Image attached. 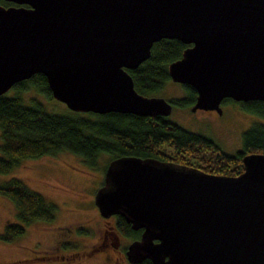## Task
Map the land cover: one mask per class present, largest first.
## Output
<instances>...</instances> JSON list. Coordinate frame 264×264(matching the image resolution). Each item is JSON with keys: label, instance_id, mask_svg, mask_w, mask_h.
Returning a JSON list of instances; mask_svg holds the SVG:
<instances>
[{"label": "water", "instance_id": "1", "mask_svg": "<svg viewBox=\"0 0 264 264\" xmlns=\"http://www.w3.org/2000/svg\"><path fill=\"white\" fill-rule=\"evenodd\" d=\"M0 95L41 73L74 112L168 116L161 96L138 93L127 69L162 38L186 44L167 65L191 86L195 109L221 113L224 98L264 101V0H3ZM236 175L137 156L110 160L93 203L119 215L138 239L135 264H264V154Z\"/></svg>", "mask_w": 264, "mask_h": 264}, {"label": "trees", "instance_id": "2", "mask_svg": "<svg viewBox=\"0 0 264 264\" xmlns=\"http://www.w3.org/2000/svg\"><path fill=\"white\" fill-rule=\"evenodd\" d=\"M11 3L0 0V5ZM187 45L176 39L162 38L153 42L146 60L134 69H127L134 89L146 96H160L170 81L167 65L181 56ZM181 96L170 98L173 106L189 108L195 101L194 89L179 85ZM14 93L0 95V174L7 173L19 160L54 155L67 151L81 158L86 165L98 168V157L108 156L107 163L120 156L154 158L198 168L206 173L236 175L242 171L241 158L248 153L264 154V123L253 121L240 136V148L225 152L211 138L182 128L167 116H137L130 113L47 112L35 98L24 102L21 94L32 90L53 100L45 77L34 73L11 86ZM235 102L247 112L264 117V101L236 102L224 98L221 103ZM0 194L8 198L15 219L4 225L0 239L11 242L36 221H51L55 205L28 188L20 179L11 177L0 183ZM118 232L130 240L139 238L140 229L132 230L116 215ZM135 264H152L143 259Z\"/></svg>", "mask_w": 264, "mask_h": 264}, {"label": "rangeland", "instance_id": "3", "mask_svg": "<svg viewBox=\"0 0 264 264\" xmlns=\"http://www.w3.org/2000/svg\"><path fill=\"white\" fill-rule=\"evenodd\" d=\"M179 85L168 81L160 96L166 100L181 96ZM5 93L10 95L14 89L10 87ZM21 97L25 103L29 98L37 99L47 112L63 113L66 109L63 103L47 100L32 90L22 93ZM167 118L184 129L211 138L228 153L240 148L241 133L253 121L264 123V117L245 111L235 102L221 103L220 114L173 106ZM107 160V155H100L99 167L95 168L76 155L59 151L54 155L21 159L7 173L0 174V183L16 177L55 205L53 220L26 225L24 232L11 242L0 239V264H129L122 257L121 249L130 239L118 236L117 248L112 247L109 242L113 236L109 231L105 235L106 246L88 253L96 246L101 227L112 224V219L105 224L93 202H85L99 185L103 174L100 167ZM14 219L11 201L0 194V233ZM105 256L109 258L108 263ZM115 256L118 261L112 263Z\"/></svg>", "mask_w": 264, "mask_h": 264}, {"label": "flooded vegetation", "instance_id": "4", "mask_svg": "<svg viewBox=\"0 0 264 264\" xmlns=\"http://www.w3.org/2000/svg\"><path fill=\"white\" fill-rule=\"evenodd\" d=\"M236 102H241V101H236ZM220 106H221V102H220ZM189 109H190V107H189ZM197 110H201V111H203V112H211V113H214V114H217L216 113V111H214V110H203V109H195L194 111H197ZM193 111V112H194ZM104 173V172H103ZM102 177H101V179L99 180L100 182H99V185H97V187L95 188V190L102 184V180H103V174L101 175ZM95 192V191H94ZM94 192H93V194L91 193V197L89 196L88 197V199H87V201H85V202H88V203H92L93 202V195H94ZM96 208V207H95ZM96 210H97V208H96ZM97 212H98V210H97ZM99 213V212H98ZM99 216L101 217V219L105 222V224L106 223H108V221H109V219H112L111 221H112V224L111 225H105V226H102L101 227V230H100V235L98 236V238H97V241L95 242L96 244V246L95 247H92L91 249H90V251L88 252V253H92L93 251L95 252V251H97L98 249H102V248H104L105 246H106V236L105 235H108V231H109V233H110V235H112L113 237H112V239H113V241H111V242H109V244L112 246V247H115V248H117V239H118V236H121V237H124L123 235H121L119 232H118V230L116 229V226H115V219H116V215H110V216H108V217H102L100 214H99ZM126 238V237H125ZM130 241H132V240H130ZM129 241V242H130ZM128 242V243H129ZM127 245L128 244H126L124 247H123V249H121V255H122V257H125V259H126V256H125V251H126V247H127ZM104 259L106 260V262L108 263L109 262V258L107 257V256H105L104 257ZM114 261H118V257L117 256H115L112 260H111V262L113 263ZM130 264V263H129Z\"/></svg>", "mask_w": 264, "mask_h": 264}]
</instances>
